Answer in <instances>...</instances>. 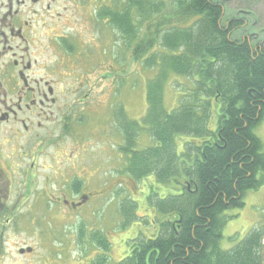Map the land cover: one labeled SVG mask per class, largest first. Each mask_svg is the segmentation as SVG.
<instances>
[{
    "label": "trees",
    "instance_id": "1",
    "mask_svg": "<svg viewBox=\"0 0 264 264\" xmlns=\"http://www.w3.org/2000/svg\"><path fill=\"white\" fill-rule=\"evenodd\" d=\"M166 3L128 0L125 17L112 15L124 37L138 39L134 59L154 73L147 83L143 118L154 145L136 150L137 128L125 123L124 109H118L124 171L135 182L153 176L173 191L161 197L151 186L148 205L161 218L153 223L150 238L130 240L118 264H260L255 233L231 250H222L220 243L227 223L224 212L243 207L244 197L261 185L257 177L264 173V146L255 132L264 115V42L254 35L236 38L244 21L225 20V3L218 0H175L169 12ZM133 7L142 12V35ZM192 19L191 26L180 27ZM172 73L188 78L190 85L179 107L168 112L164 86ZM216 106L222 114L211 128ZM177 135L191 138L181 152ZM81 187L79 181L74 184L76 191ZM138 207L131 198L120 202L122 228L138 218ZM78 239L95 248L87 264H107L112 244L101 230H81Z\"/></svg>",
    "mask_w": 264,
    "mask_h": 264
},
{
    "label": "rangeland",
    "instance_id": "2",
    "mask_svg": "<svg viewBox=\"0 0 264 264\" xmlns=\"http://www.w3.org/2000/svg\"><path fill=\"white\" fill-rule=\"evenodd\" d=\"M151 1L157 3L158 0ZM245 2L246 0H230L228 4V16L225 19L234 15H237V18L244 17L247 24L246 28L250 29L251 33L257 32L260 35V39H262L264 38V33H261V30H263L262 26L260 24L255 25V15L250 14L251 8L248 7L249 9L246 10L249 2ZM167 3L164 8L165 12H169L172 8L171 5L174 6L175 0H167ZM237 3L241 6H238ZM246 4L247 6L245 7ZM261 10L263 14L264 10L262 8ZM131 12L138 15L139 18L142 17V12L137 11L135 8ZM262 17H264V14ZM193 20L192 22L187 21L186 23H182L180 27L191 26L195 21ZM135 24L139 26L140 35L146 32L143 19L135 20ZM79 30L81 31V29ZM251 33L248 34L250 35ZM242 34L243 32H239L236 38H240ZM108 37L111 39L110 53L112 56V75L110 81L108 80L110 83L108 81L105 83L96 82L95 89L93 86L95 91L105 90L108 86V90L104 95H98L99 98L103 99L102 103L105 110L97 113L98 96L93 98L94 94L86 101V103H89L87 108L80 109L86 103L77 107V110L85 111L80 112V121L74 125L71 135L63 133L60 143L64 147L61 149L60 160L63 162L62 174L64 176H61V179H63L65 187L66 181L72 178L68 165L70 163L68 162L69 151L67 150L71 147H76L75 153L78 155L74 157L77 166L74 172L77 174H74L75 180L81 179L84 184H87L84 181V179H87L89 183L87 187H90L91 190H96L99 185V175L102 176L104 172H111V177L113 178L112 189L109 188L111 192L105 199L102 198L103 194L101 193L95 195L88 204L77 208L78 210H72L62 204V209L59 210L56 206L49 204L48 200L43 196L44 191L42 189L44 186V175L50 174V169L48 168L50 157L48 154L43 155L38 160L39 170L32 175L33 180H30V186L28 187L30 194L26 193L27 172H18L10 175L12 177V187L17 191L16 196L21 194L24 197L23 208L20 209V212L23 215L28 214L30 221L22 218L19 219L20 225L27 226L26 231L24 227L20 226L19 228L16 227L5 232L3 237L4 257L2 264H87L94 256V247L86 242L81 243L78 235L81 230L84 233H88L90 230L92 231L97 228L115 246L114 248L112 246L107 264H118L127 255L125 250L129 251L128 244L121 245V243L126 242L127 239H135L139 236L150 238L149 236H152L154 233L153 229L149 226H154L153 218L155 215L157 221H159L158 219L161 216L149 207L151 204L147 199L148 196L143 197L141 191L145 189L144 194L146 195L148 191H152L150 187L152 186L154 190L159 192L161 197H165L172 190L156 183L152 178L145 184L137 182V185L130 181L128 177H125V175H119L118 171L120 172L123 169L126 157L120 151V147L123 145V137L117 129L118 113L120 111L118 109L123 107L122 114L125 123L133 122L136 128H140L136 141V150L141 151L154 145L148 127L142 123L147 110V83L154 76V73L150 69L144 68L142 62L136 61L133 57V49L138 39L130 40L123 37L117 31L108 33ZM98 41L101 45L99 38ZM94 46L97 48L96 41H94ZM189 85L188 78L174 73L171 74L164 86L165 110L171 112L179 107L180 100L186 93ZM220 114H222L221 107L216 106L214 118H212L213 124H217L216 121H218ZM103 115H105V118H103ZM120 119L122 121V117ZM256 133L261 138L264 146V119L257 126ZM99 136L103 139L99 138ZM186 139L188 137L185 135L176 136L175 141L178 152L183 151L181 145L183 146V142ZM7 163L11 166L10 161ZM20 163L27 167L30 159H24ZM43 163L45 167H42ZM95 178L97 179L95 180ZM34 179L36 180V186H34ZM48 183H50L49 186H52V181H48ZM36 191L40 192L39 194L42 197L32 204ZM260 191L264 193V185L258 191H251L247 194L244 200L245 207L241 212L236 209L224 212L223 215L227 219V223L223 228V239L221 242L223 250L232 249L243 241L248 236V230L253 224L256 227L262 224L260 220L264 218V200L257 197L255 201L253 195V193ZM76 196L75 193H71V197ZM128 197L138 199L134 200L139 205L137 214L139 217H142L141 215L143 217L147 216L148 224L144 222V219H135L128 229L121 227L123 219L119 212H117V204L118 201H122ZM17 223L16 221L15 224ZM21 246H33L35 251L26 259L18 254L16 247Z\"/></svg>",
    "mask_w": 264,
    "mask_h": 264
},
{
    "label": "flooded vegetation",
    "instance_id": "3",
    "mask_svg": "<svg viewBox=\"0 0 264 264\" xmlns=\"http://www.w3.org/2000/svg\"><path fill=\"white\" fill-rule=\"evenodd\" d=\"M111 8V0H0V264L5 232L20 226L26 231L19 219L30 221L28 214L20 212L24 197L16 196L10 175L27 172L26 193L30 194L28 187L39 170L38 160L48 154L51 175H44L42 188L48 203L61 210L65 201L80 200V194L71 197L77 149L67 150L72 178L65 187L60 139L64 132L71 135L79 121L77 107L96 95V82L105 83L111 77V56L105 45L110 40ZM24 159H30L27 167L20 163ZM105 173L99 175L96 191L82 187L91 196L89 202L112 189L111 178L104 177ZM253 195L255 201L257 197L264 200L261 191ZM244 207L245 202L235 209L241 212ZM260 223L248 232L258 235L260 264H264V218ZM21 247H16L18 254L27 259L33 252L22 253Z\"/></svg>",
    "mask_w": 264,
    "mask_h": 264
},
{
    "label": "water",
    "instance_id": "4",
    "mask_svg": "<svg viewBox=\"0 0 264 264\" xmlns=\"http://www.w3.org/2000/svg\"><path fill=\"white\" fill-rule=\"evenodd\" d=\"M88 200H89V195H83V196L81 197V201H80V202H78V203L73 202V203H72V207H73V208H76V207H78V206H81V205H83L84 203H86ZM67 203H68V202H67ZM25 251H27V252H32V251H33V248H32V247H29V248H27V249H22V250H21V252H25Z\"/></svg>",
    "mask_w": 264,
    "mask_h": 264
}]
</instances>
